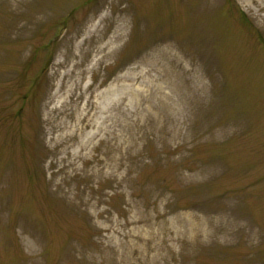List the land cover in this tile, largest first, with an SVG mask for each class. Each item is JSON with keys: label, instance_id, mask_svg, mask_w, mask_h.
I'll return each mask as SVG.
<instances>
[{"label": "rangeland", "instance_id": "1", "mask_svg": "<svg viewBox=\"0 0 264 264\" xmlns=\"http://www.w3.org/2000/svg\"><path fill=\"white\" fill-rule=\"evenodd\" d=\"M0 264H264V0H0Z\"/></svg>", "mask_w": 264, "mask_h": 264}]
</instances>
